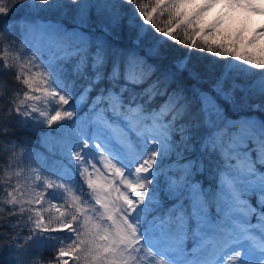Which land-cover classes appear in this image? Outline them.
Here are the masks:
<instances>
[{
    "label": "snow or ice",
    "instance_id": "6c2138e0",
    "mask_svg": "<svg viewBox=\"0 0 264 264\" xmlns=\"http://www.w3.org/2000/svg\"><path fill=\"white\" fill-rule=\"evenodd\" d=\"M47 3V0H41ZM216 0H207L201 6H195L192 0H125V3L134 5L145 24L151 25L155 32L162 34L173 42L187 47L189 49H197L206 51L219 58H234L236 61L245 62L247 65L256 69H264V58L257 57L251 51L237 44L240 42V36L235 39H229L219 28L220 20L204 25L201 13L212 8ZM29 0H0V19H6L9 13L20 4H28ZM73 4H80L81 0H71ZM228 7H239L254 9L264 12V7L257 8L252 0H225ZM111 0H85L81 4L80 18L87 19L93 10L99 8L107 10L111 8ZM192 7L197 10L191 11ZM162 15H166V19H162ZM30 23L24 21H15L5 24L0 28V37L5 40L6 31H15L21 29L24 25ZM43 27V26H42ZM258 35H264V27H262ZM219 37V39H217ZM257 36H253L247 40V45H254ZM40 42L47 49L52 50L57 58H70L80 56V62L77 64V70L82 71L86 57L83 53L86 51V45H82V39L76 32H66L63 35H57L56 30L44 31L41 34ZM243 49V50H242ZM18 59H22L19 57ZM35 57L32 58L34 60ZM32 60L27 63L31 64ZM4 66L13 71L16 79L22 82L25 90L16 93L9 100L8 105L0 112L6 113L5 119L19 117H28L31 113L40 112L47 117V124L54 125L64 119H72L74 112L65 111L57 108L55 112H41L38 102L46 98L58 97V103L66 105L69 98L59 93L56 89L48 87L47 73L36 68L32 71L27 64L20 65V72L16 73L15 66L8 63V54L5 50L3 59L0 60ZM104 63L103 55H96L95 64ZM187 64L180 61L176 65V73L166 78V83L161 87L162 79H152L156 68L149 65L146 60L135 53L128 54L123 61V77L129 84L141 85L148 80L152 82L147 88L140 92V96H147L144 104L133 101V96L128 103H125L120 95L109 91L107 94H98L93 98L90 110L95 109L92 121L102 124L110 129L111 125L116 124L110 117H119L127 123V130H132V122L135 121V127L142 129V135L147 134L149 142L157 145L153 150L148 152L142 161L135 166L136 180L130 179L125 175V169L118 166L111 158L102 155L100 158L104 162L105 169L111 170V178L103 179L102 174L97 172V180L88 179V187L95 192L96 203L103 209L102 218H106L110 222L107 226L100 222L93 221L91 218L85 219L83 223L84 230L81 231L80 217L74 212L70 213L68 209L61 210L56 204H49V208H44L45 196L48 191L37 192L40 187L37 184L31 188L29 193L25 192V185L19 180L15 185L11 184L8 179L0 182V187L7 185L5 189V203L18 207L16 211H9V216H23L25 211H29L31 215L28 217L32 227L28 229V239L33 240L36 234L48 235L52 239L53 233L69 232L72 239L67 242L63 239L58 241L59 247L56 248L55 264H69L68 257L71 256L75 264H170L162 255H157L152 248L144 246L138 229L139 221H133L130 217L137 207L145 202L146 192L150 180L139 179L141 174H146L153 170L160 155L161 149L167 154L174 150L176 145L185 144L188 140V125L177 121L190 112V106L185 98L182 89L171 88L170 85L174 75L185 72ZM188 75L192 78L197 77V73L189 71ZM121 76V66L117 62L114 64L109 74V79L118 80ZM102 74H97L96 80L102 79ZM225 78L217 81L212 85L211 91L198 90L197 97L200 100L199 111L203 115V122L213 131L206 137L203 147L210 150H218L226 161H232L228 171L219 173V184L223 189H227L231 196L225 192L217 193V204L223 208L225 213L224 221H230L232 227H225L224 222L212 225L208 219L209 204L205 196L201 192L198 183L190 182L192 175V162L179 163L173 160L169 165L172 174L169 180L173 188L183 187L186 183H190L192 197L191 218L196 221L195 231L193 234L203 237L200 248H207L211 245L212 249L217 248L228 240L229 243H237L240 240L250 242L251 248L258 251L262 257L260 264H264V212H260V208H264V120H258L255 117L241 118L238 120L226 119L223 110L216 101L213 92L219 93L223 97H231L234 93L235 85L225 88ZM264 87V85H262ZM126 90V86L122 91ZM157 96L166 97L162 103L150 111L145 110V104L152 102ZM87 113H85V116ZM9 129H13L11 123L0 127V140H4L9 136ZM177 138L173 140V135ZM11 144L10 140L6 141ZM127 147L134 148L132 139L124 142ZM85 147L88 142L85 141ZM99 147V145H97ZM9 153V159L15 155L14 148L6 150ZM77 160H81L80 154L73 153ZM8 167L12 165L5 161ZM90 166H83L82 172L89 173V167L96 168V163L89 162ZM19 176V173H17ZM239 185L255 188L259 187V191L255 192L256 203L253 204L250 199L241 197L242 189ZM55 185L51 182L43 184L47 190L52 189ZM25 195L31 198L27 201L23 199ZM25 203L31 207L25 209ZM75 208V206H73ZM51 209H55L58 214L54 222L46 220L44 213ZM76 211H79L77 208ZM173 212L175 214L173 215ZM239 212L246 218H254L255 224L245 223L241 220L233 219V213ZM19 221H17V224ZM150 225L159 232V239L165 242L166 248L171 251H184L185 242L189 238V217L183 209H172L163 216L153 217ZM4 225L0 224V229ZM260 230V234L251 231V228ZM202 228H214L215 234L208 235L201 231ZM0 241L7 243L0 244V249H14L17 253L24 246L22 238L15 234L5 236L0 232ZM193 252L198 251L197 248L192 249ZM240 252H234L225 259L224 264H237ZM2 264V261H0ZM17 264L19 260L17 259ZM192 264V262H190ZM249 264H252L250 261Z\"/></svg>",
    "mask_w": 264,
    "mask_h": 264
},
{
    "label": "trees",
    "instance_id": "16d2710c",
    "mask_svg": "<svg viewBox=\"0 0 264 264\" xmlns=\"http://www.w3.org/2000/svg\"><path fill=\"white\" fill-rule=\"evenodd\" d=\"M84 2L85 0H81L80 4H73L71 0H47V3H44L41 0H29L28 4H20L13 8L6 19H0V28L9 22L30 23L21 29L6 31L5 40L0 37V60L3 59L6 50L8 63L15 66L16 73L20 72L22 64H27L32 71L38 68L47 73L48 87L68 97L69 102L61 105L58 103V97H49L45 107L51 113L59 107L65 111L71 110L75 114L72 119H64L54 125H48L47 119L41 118L39 112L18 119H5L6 113L0 112V127L8 123L13 125V129H9V136L0 140V182L8 179L11 184L15 185L19 180L22 185H25L26 193H29L31 188L37 184H40V187L36 191L43 192L45 190L43 184L51 182L55 186L49 191L54 193L52 197L57 206L71 193L67 185L68 181L72 180L76 186L87 189V176L83 175L82 167L86 164L83 160L84 144L85 141H89L85 133L87 129L97 124L91 122L95 111V109L90 110L93 98L98 94L115 91V94L120 95L125 103H128L133 96L136 97L133 103L144 104L147 101V96L141 97L140 92L147 88L152 80L136 85L129 84L123 77V61L128 54L135 53L156 68L152 79H162L173 75L176 73L177 63L186 62L187 69L173 76L169 90L171 88L182 89L189 103L190 112L182 120L177 121V124L188 125V140L185 144L176 145V152L173 150L167 154L163 152L160 157L166 162L178 155L187 156V159H197L196 161L200 163L204 162V164L201 163L203 166L201 170L193 173V177L203 183L206 200H209L211 204L217 203L215 194L218 188L213 165H219L223 156L218 150L203 147L206 137L213 129L203 122V115L199 111L200 100L197 97V91H211L212 85L226 77L225 88L232 86L233 82L239 87H235L228 101L224 100L219 93L213 92L225 103L222 108L224 117L232 120L248 117L264 120V87H262L264 69H256L231 57L219 58L206 51L179 45L155 32L151 25L145 24L136 7L125 3V0H111L110 9L97 8L87 19L76 18V13L80 14L81 4ZM220 2L228 7L225 0H220ZM193 3L198 2L193 1ZM252 3L257 8L264 7V0H252ZM231 8L233 10L243 9L246 13L259 15L264 20V12L248 8ZM63 10H70V14L63 13ZM39 18L59 23L66 29V32L80 30L89 35V37L79 35L82 45L87 46L83 53L86 61L82 71L77 70L76 67L80 62L79 55L64 59L57 58L53 53V58L49 59L51 55H47L42 49L39 50L35 42L25 35L28 29L36 26ZM162 19H166V15H162ZM135 40L137 43L134 42ZM247 50L263 58L264 52H258L255 47H248ZM98 54L103 55V64H95V57ZM19 57L22 59H18ZM33 57H35L34 60H32ZM29 60H32L36 68L27 63ZM117 62L121 66V76L118 80L109 79V74ZM189 71L197 73V77H190ZM97 74H102L103 77L99 81L96 80ZM166 82L162 79L161 87ZM125 86L126 90L122 91ZM24 90L22 82L16 79L13 71L0 63V109H4L16 93H21L20 98H23ZM165 98L157 96L152 102L145 104V110L150 111L158 107ZM41 102L42 100L38 102V107L41 106ZM254 104L259 106L258 110L253 109ZM85 113H87L86 116ZM119 127L122 128L120 125ZM130 134L137 137L132 130ZM176 138L174 134L173 140ZM7 140L12 143H7ZM13 148L15 155L9 159V153L6 150ZM77 152L82 157L81 160L74 157L73 153ZM5 161H8L12 167L9 168ZM159 163L156 162L155 166L158 167ZM6 188L7 185L0 187V224L4 225L0 232H3L5 236L10 233L20 236L24 241V246L19 249L18 253L14 249H0V261L2 264H17L18 259L19 264H55L56 248L60 246L58 241L63 239L67 242L70 240L71 233H53L52 236L57 238L55 240L48 235L36 234L33 240H29L28 229L32 227V224L28 217L31 213L25 211L23 216L17 214L10 217L9 211L18 213V207L12 208L5 203ZM52 197L45 196L46 199H52ZM30 198V195L23 197L25 201ZM43 206L45 209L49 208L45 201ZM24 207L28 209L31 206L25 203ZM66 208L68 209V204L65 202L61 210ZM44 215L46 220L54 222L57 213L51 209ZM17 221H19L18 224ZM3 243L7 241H0V244ZM68 260L69 264H75L71 256Z\"/></svg>",
    "mask_w": 264,
    "mask_h": 264
},
{
    "label": "rangeland",
    "instance_id": "374dc122",
    "mask_svg": "<svg viewBox=\"0 0 264 264\" xmlns=\"http://www.w3.org/2000/svg\"><path fill=\"white\" fill-rule=\"evenodd\" d=\"M193 1L198 2L193 3ZM192 3L195 6H201L203 3L207 2V0H193ZM197 7H192L191 11L197 10ZM81 9V8H80ZM67 10V9H66ZM63 10V13H69L70 10L66 11ZM203 17L204 25L207 26L215 22L216 20H220L221 24L219 25L220 30L229 38L235 39L237 35H240V42H238L237 46H241V42L244 48L248 49V47H255L258 52H264V35H258L260 29L264 27V20L262 17L256 14L246 13L243 9H234L231 7H225L220 0H216L213 4L212 8L205 10L201 13ZM76 18H80V14L76 13ZM38 27L35 29H29L26 31V36L31 38L33 41L36 42L39 50L42 49L46 52L47 55L52 53V50L47 49L45 45H42L40 42L41 34L44 31H53L56 30L57 35H63L66 33V29H64L59 23L54 21H47L46 19L40 20L37 22ZM43 26V27H42ZM61 26V27H60ZM77 35L87 36V33H84L78 30ZM253 36H257L256 43L254 45H247V40L251 39ZM219 39V37H217ZM31 40V41H32ZM30 41V40H29ZM137 43V40L134 41ZM243 50V49H242ZM53 56L49 57L52 59ZM264 58V55H263ZM195 83V81H193ZM115 94V92H112ZM216 98L217 103L221 108L224 107V100L228 101L230 97H223L220 99L217 95L213 94ZM47 102L49 98H46ZM221 103L223 104L221 106ZM257 106V107H256ZM253 109L258 110V105L254 104ZM41 112H48L51 114L49 109L45 107V101L42 100L41 106L39 107ZM223 110V109H222ZM224 113V110H223ZM41 118L47 119L40 114ZM233 117L234 115H229ZM114 120L116 124L111 125V128L108 129L102 124H96L93 128L87 129L85 133V137L89 139L88 146L84 147V154L83 160L86 162L84 166H90L89 162L96 163V168L92 169L89 167V173L85 174L87 176L86 185L88 187V179L89 174L92 180H97V172L102 174L101 182L103 179L111 178V170L105 169L104 162L100 158L102 155H106L111 158L118 166L125 169V175L128 176L130 179L136 180L137 176L135 175V166L138 165L144 156L153 150L157 145H154L149 142L150 137L145 134L141 137H133L131 136V131L127 130V123L118 118V117H110ZM122 128L119 127V125ZM132 131L136 135H142V129H138L135 127V121L132 122ZM132 139L134 144V148H129L124 142ZM91 145V149H90ZM99 145V147H97ZM174 152L177 151L176 147L173 150ZM165 152L161 149L160 155ZM160 155L158 156V161L160 162L158 167H154L153 170L146 174H141L139 179L141 180H150L147 192H146V199L145 202L137 207L135 212L131 214V219L133 221H139L138 229L141 237H143L141 243L153 249V251L157 255H162L165 257L166 260L170 262V264H224L225 259L233 254L234 252L239 251L240 256L237 261V264H249L251 261L252 264H260L262 257L260 256L259 252L252 249L250 242L247 240H240L237 243H229L228 240H224L221 245L217 248L212 249L211 245L207 248H200L199 245L203 237L196 236L193 234L196 227V221L191 218L192 212V197L190 195L191 187L190 183H186L183 187L173 188L171 186L169 175L172 174L169 165L173 160H176L179 163L184 162H192V175L190 176V182L198 183L200 185L201 192L203 191V183L197 181L195 177H193V173L201 169L203 166L201 163L195 159L189 158L187 156L180 157H172L171 161H164L161 159ZM88 156V158H87ZM223 162V163H222ZM222 162L218 166V181H217V190H216V198L217 193L220 191H225L229 197L231 196L230 192H227V189H223L219 184V173L221 171H228L229 165L232 161H226L225 158H222ZM264 171V168L261 169ZM39 178V177H38ZM70 188L69 190L71 193L61 200L59 204V208L62 209L65 205V202L68 204V209L70 213H75L80 217V230L83 231V223L85 219L91 218L93 221L100 222L107 226L110 222L106 220V218H102L103 209L96 203L95 199V192L91 188L84 189L83 187H78L74 183V181H68L67 184ZM242 189H245V185H239ZM259 187L251 188L247 187L246 190L241 192V197L245 199H250L253 204L256 203L254 193L259 191ZM48 191V197H52L54 193L49 190H43V192ZM46 205L49 204H56L53 197L52 199H44ZM209 204L208 208V219L210 224L215 225L221 222H224L225 227H232L231 222H225V213L223 208H220L219 204ZM75 206V208L73 207ZM173 206H176L177 209H183L185 214L189 217V238L185 242L184 251H171L165 246V242L159 239V232H157L154 228L151 227L150 221L153 217L156 216H163L165 215L168 210L172 209ZM79 211H76V209ZM55 210V209H54ZM260 212H264V208L259 209ZM175 212H173V215ZM58 215V214H57ZM56 215V216H57ZM233 219L241 220L245 223L251 222L255 224L256 220L254 218H246L241 213L235 212L233 213ZM55 219V218H54ZM193 230V231H192ZM251 231L260 234V230L253 227L250 229ZM202 232L208 235H214L215 229L214 228H202ZM72 239V234L70 240ZM197 248L198 251L193 252V248ZM194 258H198V261L195 262Z\"/></svg>",
    "mask_w": 264,
    "mask_h": 264
},
{
    "label": "bare ground",
    "instance_id": "6f19581e",
    "mask_svg": "<svg viewBox=\"0 0 264 264\" xmlns=\"http://www.w3.org/2000/svg\"><path fill=\"white\" fill-rule=\"evenodd\" d=\"M195 262L198 261V258H194Z\"/></svg>",
    "mask_w": 264,
    "mask_h": 264
}]
</instances>
